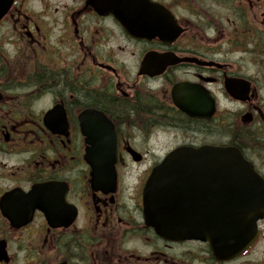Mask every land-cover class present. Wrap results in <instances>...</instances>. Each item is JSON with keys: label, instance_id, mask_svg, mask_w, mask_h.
<instances>
[{"label": "flooded vegetation", "instance_id": "flooded-vegetation-1", "mask_svg": "<svg viewBox=\"0 0 264 264\" xmlns=\"http://www.w3.org/2000/svg\"><path fill=\"white\" fill-rule=\"evenodd\" d=\"M114 1L13 0L0 18V264H264V216L215 253L145 206L173 151L209 146L244 163L189 167L199 225L264 209V0H145L151 38L129 32L142 0Z\"/></svg>", "mask_w": 264, "mask_h": 264}, {"label": "water", "instance_id": "water-1", "mask_svg": "<svg viewBox=\"0 0 264 264\" xmlns=\"http://www.w3.org/2000/svg\"><path fill=\"white\" fill-rule=\"evenodd\" d=\"M140 1V0H139ZM12 0H0V18L7 11ZM137 3L139 10L135 20L138 23L136 28H129V32L135 37L151 38L155 17L152 11L156 5L149 1L142 0ZM148 10H146V9ZM141 30V33L139 31ZM88 135V132H84ZM105 148H94L96 155L114 156L115 147L104 146ZM112 152V153H111ZM241 155L231 148H180L169 155V158L156 167L148 178L145 187V206L150 214L157 213L155 228L157 232L170 239L197 238L208 240L215 253L235 251L247 246L256 235V221L263 216L264 209H235L221 211V219L217 222L212 220L206 225L198 226V209L189 213L187 207L189 194L185 188L194 186L189 184L198 181V177H188L190 166L210 164L204 158L221 157V165L239 166L244 162L235 160ZM213 164V162H211ZM112 165V164H110ZM198 196V195H195ZM157 205V206H156ZM214 214L213 210H209ZM233 237L223 240V237ZM226 246L222 250L221 246Z\"/></svg>", "mask_w": 264, "mask_h": 264}]
</instances>
